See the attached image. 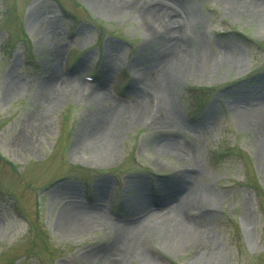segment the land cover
<instances>
[{
	"label": "rangeland",
	"instance_id": "374dc122",
	"mask_svg": "<svg viewBox=\"0 0 264 264\" xmlns=\"http://www.w3.org/2000/svg\"><path fill=\"white\" fill-rule=\"evenodd\" d=\"M161 1L180 3L177 37L213 64L175 80L167 105L177 125H165L159 103L150 121L124 122L115 158L104 161L77 141L94 106L74 93L56 102L54 90L69 81L112 107L155 105L159 92L147 84L163 41L137 12L112 15L93 0H0V264H106V252L121 263L128 242L153 263L197 264L201 247L175 251L161 234L136 230L113 245L117 225L143 218L133 200L140 186L156 201L193 163L187 183L216 199L201 224L221 264H264V15L225 0ZM167 140L183 157L160 149ZM98 200L107 226L63 223L66 206Z\"/></svg>",
	"mask_w": 264,
	"mask_h": 264
},
{
	"label": "bare ground",
	"instance_id": "6f19581e",
	"mask_svg": "<svg viewBox=\"0 0 264 264\" xmlns=\"http://www.w3.org/2000/svg\"><path fill=\"white\" fill-rule=\"evenodd\" d=\"M93 1L97 6L112 15L120 16L127 12H137L147 35L151 38H161L166 48V52L162 56L159 65H157V76H152L147 84V88L149 87L159 92L160 101L155 105L151 101L146 100L145 105L141 108L136 106L112 107L109 102H106L107 99L101 95L99 90H88L86 94L80 88L82 84H69V81H64L65 85L63 86L65 87L61 92L54 90L53 98L55 97L56 102L63 95L73 93L86 97L91 102L94 106L90 115L91 122L78 137V144L90 151L94 157L104 161H111L117 154L121 126L127 119L134 122L150 121L153 108L160 103L162 107L166 106L167 123L165 125L168 128L169 126L177 125L179 120L173 116L172 108L167 105L168 93L175 80L188 72L202 74L208 71L213 63L203 55L198 56L197 54L194 56L191 54L192 52L187 42L183 38L177 37L178 35L174 28L179 25L178 23H180L183 14L182 10H180L179 2L172 4L161 0ZM225 1L232 8L240 6L241 8L239 9H243L245 12L250 10L254 13L256 10L255 15H264V0ZM105 76L107 78L108 73H105ZM12 85L14 89L19 86L16 82H13ZM151 123L153 124V122ZM176 146L172 140H167L160 145V149L165 153H170L177 149ZM173 152L177 157H183L180 151ZM196 171L194 163L191 164V167L181 172L179 179L183 181L182 184L177 189L165 193L156 201H148L146 198V186L142 184L141 188L135 193L136 195L133 194V200L138 203L143 218L139 221L128 220L127 224L123 226L117 225L119 233L113 245L117 244V247L120 248L124 235L127 239L125 241L128 242L129 236L139 230L150 233V235L161 234L168 248L175 251L185 250L184 248H189V246L194 248L201 247L203 254L197 264H221V253L218 251V247L208 240V236L201 224V222L209 218L216 199H211L196 192L194 188L192 189V184L187 183L188 179L191 178L190 173ZM184 182L186 184H183ZM102 205L100 200H98L93 207L82 204L66 206L61 213L62 221L71 229L79 231L87 230V227L92 225L107 226L110 218L104 214ZM184 207H187V209ZM128 243L123 244V252L125 250L127 252L122 255L121 263L115 259L114 252H106L100 260L106 264H124V260L127 258L135 257L144 264H157L153 263L142 250L137 249L135 242ZM129 249L130 251L128 252Z\"/></svg>",
	"mask_w": 264,
	"mask_h": 264
}]
</instances>
